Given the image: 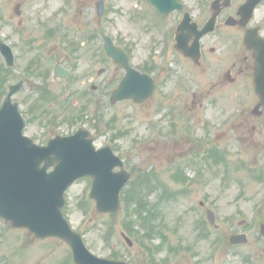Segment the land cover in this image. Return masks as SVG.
Wrapping results in <instances>:
<instances>
[{
  "label": "rangeland",
  "instance_id": "1",
  "mask_svg": "<svg viewBox=\"0 0 264 264\" xmlns=\"http://www.w3.org/2000/svg\"><path fill=\"white\" fill-rule=\"evenodd\" d=\"M16 1L0 0V33L19 43L21 56L18 62L21 65L36 57L40 49L48 59L52 55H60L57 41L62 40L59 36L47 43L43 40V30L36 33L30 31L41 16L44 19L54 17L51 25L60 22L62 32L71 33L80 47L82 33L86 35L93 31L92 26L95 30L102 26L117 45L131 48L136 64L149 58L155 41L153 37L159 36L149 22L153 19V12L138 7L136 0H103L105 11L100 18L96 13L97 0H26L20 6V16L13 11ZM54 11H59V14L52 16ZM27 40L28 43L31 40L35 42L31 49L23 47L27 45ZM95 43L97 47L101 45L97 39ZM169 58L167 55L162 60ZM183 65L186 67V64ZM100 66L98 62L86 59L81 71L94 67L96 71ZM107 70L105 73L112 72L115 78L122 74L120 67L110 66ZM106 74L102 76V81H25V86L22 85L12 99L28 114L37 116L31 120L27 118L26 134L33 138L37 136L40 142L45 143L56 133L64 132L66 135L77 127L87 128L95 146L109 144L115 147L114 150L125 160L133 177L145 175L142 182L134 180L127 189L130 188L133 201L144 197L159 205L154 212L157 213L156 222L165 241H153V244L160 241L161 250L154 253L157 261L163 260L164 264H264V237L258 230L259 224L264 223V183L248 180L244 192L237 194L234 181L230 180L233 174L237 178L241 176L235 160L240 159L244 150H236L233 145V150L222 154L228 157V168L210 164V159L205 164L198 160L200 154L191 132L196 133V129H199L200 99L193 98L191 93L187 95L184 87L174 90L165 87L167 97L156 92L151 99L138 104L124 100L113 104L109 101L93 103L90 100L94 94L92 85L98 86L95 90L98 95L117 82L105 81ZM37 83L41 85L40 88ZM98 84H105V87ZM232 95L234 106H237L245 96V88H241L239 94ZM104 99L107 100V96ZM83 106L89 108L82 109ZM250 117L247 114L237 119L233 130L219 143L239 139L247 151L249 140L244 139H249L251 135L248 124ZM255 121L259 125V118ZM248 152L252 158H258L259 152ZM177 167H182L188 175V183H178L172 179V175H177L173 173ZM89 188L90 180L81 178L64 194V215L71 226L82 234L89 249L100 256L108 257L114 253L131 263L153 264L146 249L149 242L138 234L136 216H131V223L127 224L131 226L132 222L137 221L135 231L131 232V228L123 223V220L130 219L125 203L116 215L99 213L88 197ZM151 189L154 191L148 196L147 192ZM167 195L169 198H163ZM200 201L214 208L216 221L220 225L218 229L204 220L205 206H200ZM242 219L245 222L239 225ZM238 231H246L250 241L230 245V234ZM123 234L132 239V246L126 244ZM0 264L74 263L70 248L64 241L55 237L37 238L27 229L12 227L8 221L0 218Z\"/></svg>",
  "mask_w": 264,
  "mask_h": 264
},
{
  "label": "flooded vegetation",
  "instance_id": "2",
  "mask_svg": "<svg viewBox=\"0 0 264 264\" xmlns=\"http://www.w3.org/2000/svg\"><path fill=\"white\" fill-rule=\"evenodd\" d=\"M25 1L17 0L15 2L17 6L13 8V11L16 15L20 16V6L25 4ZM161 1L167 5L166 7L171 6L172 0ZM174 2L179 5L178 8L171 10L168 14H160L146 0L135 1L138 7L153 12V19L149 20L151 23L149 24L155 28V32L159 35L153 37L156 40L152 46V52L157 54L149 57L150 60L142 61L137 67L134 64L135 68L153 77V90L147 99H151L156 92L167 97L168 92L165 87H168V90L184 87L187 95L191 93L193 98L200 99L199 129H196V133L191 132V136L194 135V140L197 142L194 144L200 154L198 160L205 164V161L210 159V164L228 168V157L225 158L222 154L225 151L233 150V145L236 146V150H244L242 155L240 152L238 153L241 155L240 159L235 160L237 172H241V176L237 178L233 174L230 179L231 182L234 181L233 185L237 188V194H240L244 192L243 188L248 180L257 184L264 183V109L262 106L255 108L259 97L254 91L253 82L254 51L243 43V37L247 32L264 39V0H174ZM36 22L33 29L30 30L34 33L38 31L36 27L40 23H44V18L41 16L36 19ZM57 26L59 38L62 40L59 45V63L69 70L71 76L65 79H53L51 72L47 79L42 71L36 72L33 69L36 66L33 63V58H30L26 63L25 72L18 69L17 57H15V66L7 69L2 64L3 59L0 56V101L4 89H8L19 80L22 81L21 87L25 86V81L103 80L102 76L108 72L107 69L112 66V62L104 53L103 48L96 46L94 30L83 35L80 47L71 33L62 32L60 22L57 23ZM201 30L204 32L198 37L197 47H195V33ZM176 39H179V45L185 51L192 53L193 56H186L177 49ZM7 42L12 46L16 56L21 50L19 43L16 41L14 43L11 40H7ZM23 47L32 48L28 40L27 45ZM167 55L170 58L162 60ZM86 59L89 62H98L101 66L96 71L95 67L81 71ZM129 60L131 64L133 58L130 57V54ZM183 64H186V67ZM40 69L42 68L39 67ZM80 75L81 77H79ZM115 80L112 72L106 74L105 81ZM119 82L105 88L108 91H99L98 95L95 91L98 86L92 85L91 89L94 90V94L90 96V100L95 104L109 101L113 89ZM178 83L179 86H177ZM98 85L102 88L105 87V84ZM37 86L40 88L41 85L37 83ZM241 88H245V96L240 99L237 106H234L235 100L232 98V94H239ZM106 96L107 100L104 99ZM124 101L138 104L130 98ZM248 109H250L249 112H247ZM22 110L30 120L34 117L37 118L31 113V115L28 114L26 110ZM170 113H168V117ZM247 114L252 116L248 122L251 128L250 138L244 139L249 140L247 151L243 149L239 139L224 140L220 144L219 141L233 130L237 119ZM256 118H259V125L255 121ZM27 127L28 123L26 122L25 131H27ZM214 136L220 137V139L216 141ZM34 138H37L38 143H43L37 136ZM248 151L259 152L258 158H252Z\"/></svg>",
  "mask_w": 264,
  "mask_h": 264
},
{
  "label": "water",
  "instance_id": "3",
  "mask_svg": "<svg viewBox=\"0 0 264 264\" xmlns=\"http://www.w3.org/2000/svg\"><path fill=\"white\" fill-rule=\"evenodd\" d=\"M247 44L250 45V38ZM106 48L113 57L120 56L109 39H106ZM261 53L264 57V47L258 52L254 83L264 104V60ZM141 77L138 79L147 81ZM130 78L129 81H133ZM17 88L11 90L0 109V215L13 226L26 227L38 237L57 236L66 240L71 245L76 264H127L90 253L61 213L64 190L76 178L85 175L94 177L90 197L95 200L97 210L115 212L119 208V191L129 178L122 169L113 171L115 166L121 167L122 162L109 146L95 150L91 139L86 138L88 133L85 130L69 137L56 136L46 146H38L23 136L22 119L16 105L9 102V96ZM125 89H130L126 82L115 91V99L124 96H132L135 100L144 98L137 92L126 94ZM49 167L52 170L48 172ZM208 216L213 222V217ZM261 232L264 234V225ZM245 241L242 234L230 237V243Z\"/></svg>",
  "mask_w": 264,
  "mask_h": 264
},
{
  "label": "trees",
  "instance_id": "4",
  "mask_svg": "<svg viewBox=\"0 0 264 264\" xmlns=\"http://www.w3.org/2000/svg\"><path fill=\"white\" fill-rule=\"evenodd\" d=\"M147 216H149V215H147ZM153 218H154V216L153 217H149V222H148V226H147V229H146V231H147V233L149 234V237H153V238H155L156 237V234H158L157 236H159V237H161V238H163V234L161 233V231H157L156 232V234H153L152 233V231H155V225L153 224ZM144 224L146 225V222L144 221ZM125 225V227H128L129 228V226L127 225V223H125L124 224ZM165 238H163V240H164Z\"/></svg>",
  "mask_w": 264,
  "mask_h": 264
}]
</instances>
